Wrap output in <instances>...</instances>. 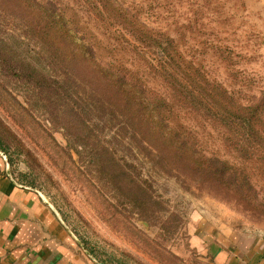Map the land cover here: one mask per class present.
Segmentation results:
<instances>
[{
  "label": "trees",
  "instance_id": "1",
  "mask_svg": "<svg viewBox=\"0 0 264 264\" xmlns=\"http://www.w3.org/2000/svg\"><path fill=\"white\" fill-rule=\"evenodd\" d=\"M88 6L106 37L59 0H0V71L21 86L25 104L61 130L98 182L112 179L117 190H128L132 203L144 206L145 219L156 203L144 197L125 157L115 156L111 139L119 148L141 149L151 162L188 181L217 182L253 206L259 193L251 178H264V95L245 87L252 80L240 74L230 50L223 48L224 55L212 46L210 52L225 78L235 80L225 86L205 57L187 47L188 29L173 32L171 24L149 22L157 12L153 0H88ZM126 59L143 63L166 95L154 92ZM179 109L236 137L225 136L226 142L250 146L252 172L207 155Z\"/></svg>",
  "mask_w": 264,
  "mask_h": 264
},
{
  "label": "rangeland",
  "instance_id": "2",
  "mask_svg": "<svg viewBox=\"0 0 264 264\" xmlns=\"http://www.w3.org/2000/svg\"><path fill=\"white\" fill-rule=\"evenodd\" d=\"M59 1L96 35L107 36L88 0ZM153 4L157 12L149 22H162L164 28L171 24L173 32L177 27L188 29L187 47L205 57L218 81L231 86L235 80L225 78L222 65L210 54L212 46L224 55L222 49L228 48L240 74L252 80L245 87L258 97L264 95V0H153ZM126 61L144 73L154 92L166 95L143 63ZM179 118L198 136L207 155L252 172L250 146L226 142L225 136L232 141L236 137L199 115L179 109ZM115 140H110L115 156L125 157L126 168L142 181L144 197L156 203L149 208L148 219L143 217L144 206L132 203L128 190H117L112 179L98 182L91 164L77 157L61 130L31 110L21 86L0 71L1 158L12 179L40 193L93 264H216L212 250L233 235L264 239V178H251L259 193L251 206L217 182L188 181L163 170L133 145L119 148Z\"/></svg>",
  "mask_w": 264,
  "mask_h": 264
},
{
  "label": "crops",
  "instance_id": "3",
  "mask_svg": "<svg viewBox=\"0 0 264 264\" xmlns=\"http://www.w3.org/2000/svg\"><path fill=\"white\" fill-rule=\"evenodd\" d=\"M233 236L212 250L216 264H264V239ZM0 264H93L40 193L12 179L1 155Z\"/></svg>",
  "mask_w": 264,
  "mask_h": 264
},
{
  "label": "water",
  "instance_id": "4",
  "mask_svg": "<svg viewBox=\"0 0 264 264\" xmlns=\"http://www.w3.org/2000/svg\"><path fill=\"white\" fill-rule=\"evenodd\" d=\"M0 155H1V156H4L1 152H0Z\"/></svg>",
  "mask_w": 264,
  "mask_h": 264
}]
</instances>
